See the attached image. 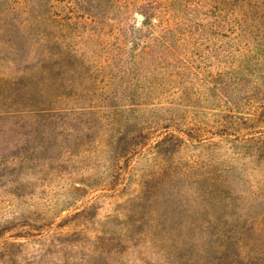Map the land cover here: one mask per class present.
Masks as SVG:
<instances>
[{
    "label": "rangeland",
    "instance_id": "rangeland-1",
    "mask_svg": "<svg viewBox=\"0 0 264 264\" xmlns=\"http://www.w3.org/2000/svg\"><path fill=\"white\" fill-rule=\"evenodd\" d=\"M171 1L0 0V264H264V0Z\"/></svg>",
    "mask_w": 264,
    "mask_h": 264
},
{
    "label": "trees",
    "instance_id": "trees-1",
    "mask_svg": "<svg viewBox=\"0 0 264 264\" xmlns=\"http://www.w3.org/2000/svg\"><path fill=\"white\" fill-rule=\"evenodd\" d=\"M91 1L92 0H80L81 4L91 3ZM172 1L170 2V4L172 3ZM173 4H174V6L175 5L177 6V4H178V6H179L178 12L182 11V7L185 8L184 6H182V4L179 2V0L173 1ZM138 5H139V7H143L146 11H150L151 13L154 11V6H153L154 2H152V0H142V2H140V4H138ZM142 21L147 22L149 24H153V21L150 18H148L146 15L143 16Z\"/></svg>",
    "mask_w": 264,
    "mask_h": 264
}]
</instances>
